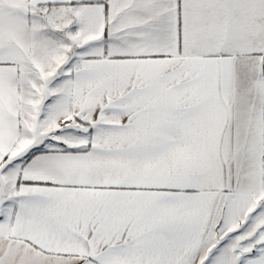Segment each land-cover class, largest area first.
<instances>
[{"label":"snow or ice","instance_id":"obj_1","mask_svg":"<svg viewBox=\"0 0 264 264\" xmlns=\"http://www.w3.org/2000/svg\"><path fill=\"white\" fill-rule=\"evenodd\" d=\"M0 264H264V0H0Z\"/></svg>","mask_w":264,"mask_h":264}]
</instances>
